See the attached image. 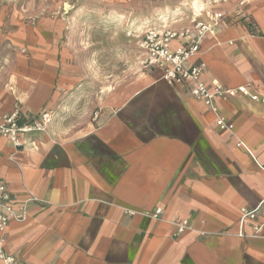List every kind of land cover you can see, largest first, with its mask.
I'll list each match as a JSON object with an SVG mask.
<instances>
[{
  "label": "crops",
  "instance_id": "crops-1",
  "mask_svg": "<svg viewBox=\"0 0 264 264\" xmlns=\"http://www.w3.org/2000/svg\"><path fill=\"white\" fill-rule=\"evenodd\" d=\"M175 1L198 10L212 0ZM166 2L78 0L76 14L100 27L106 13L111 20ZM211 7L223 20L192 61L205 64L208 85L248 86L264 97V0ZM194 9L168 27H191ZM14 55L0 59V115L18 108L52 118L20 149L0 137V180L13 208L25 207L24 220H11L5 232L7 253L22 264H264V229L253 237L240 224L241 208L264 202V104L217 99L213 113L149 69L128 98L86 121L82 87L56 86V63ZM156 209L161 216L148 218ZM182 221L187 227L178 233Z\"/></svg>",
  "mask_w": 264,
  "mask_h": 264
},
{
  "label": "rangeland",
  "instance_id": "rangeland-1",
  "mask_svg": "<svg viewBox=\"0 0 264 264\" xmlns=\"http://www.w3.org/2000/svg\"><path fill=\"white\" fill-rule=\"evenodd\" d=\"M77 1L0 0V59L10 53L18 59L35 54L42 58L36 61L43 67V59L50 58L57 66L54 84L82 87L80 117L92 121L108 103L128 98L139 75L147 73L140 66L143 33L168 26L176 15H190L193 9L175 0L157 7L147 4L111 20L106 13L103 20L107 23L99 27L88 16L76 14ZM77 51L78 61L71 57ZM65 56L68 59L61 61ZM76 67L82 75L74 76Z\"/></svg>",
  "mask_w": 264,
  "mask_h": 264
},
{
  "label": "built area",
  "instance_id": "built-area-1",
  "mask_svg": "<svg viewBox=\"0 0 264 264\" xmlns=\"http://www.w3.org/2000/svg\"><path fill=\"white\" fill-rule=\"evenodd\" d=\"M226 0H212L211 4L192 13L195 20L191 27L181 30H172L163 24L160 28L147 29L139 44L142 52L140 66L144 70L158 69L161 72V80L169 87L186 88L189 95L202 101L213 113L216 112L215 100L228 98H246L253 102L264 104V97L252 93L248 86H240L235 89H225L217 82L210 85L205 83V64L200 61H192L200 50L202 38L206 34H213L215 27L223 20V13L212 9V5ZM206 20L200 21V18ZM177 43L173 48L172 44ZM96 117V116H95ZM52 114L42 111L35 116L23 115L16 108L11 113L0 115V137L6 139L14 149L23 147L24 137L31 134L45 132L51 122ZM222 126L220 120L217 121ZM126 216H133V212L126 210ZM148 218L158 219L161 210L156 209L146 214ZM25 216V207L17 210L11 204V196L3 181L0 180V263L22 264L14 256L5 251L4 235L11 220L22 222ZM264 202L253 207L240 209V224L247 223L251 227L252 236L259 237L264 229ZM177 232L181 233L187 227V221L175 222Z\"/></svg>",
  "mask_w": 264,
  "mask_h": 264
},
{
  "label": "bare ground",
  "instance_id": "bare-ground-1",
  "mask_svg": "<svg viewBox=\"0 0 264 264\" xmlns=\"http://www.w3.org/2000/svg\"><path fill=\"white\" fill-rule=\"evenodd\" d=\"M200 7V6H199ZM202 8V5H201V7L200 8H198V10L197 9H194L195 10V12H197V11H199L200 9Z\"/></svg>",
  "mask_w": 264,
  "mask_h": 264
}]
</instances>
